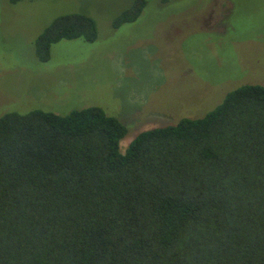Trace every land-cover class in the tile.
I'll use <instances>...</instances> for the list:
<instances>
[{"label":"trees","instance_id":"obj_1","mask_svg":"<svg viewBox=\"0 0 264 264\" xmlns=\"http://www.w3.org/2000/svg\"><path fill=\"white\" fill-rule=\"evenodd\" d=\"M96 37L90 16L64 14L36 56ZM126 133L99 106L0 115V264H264V84L142 130L121 152Z\"/></svg>","mask_w":264,"mask_h":264},{"label":"rangeland","instance_id":"obj_2","mask_svg":"<svg viewBox=\"0 0 264 264\" xmlns=\"http://www.w3.org/2000/svg\"><path fill=\"white\" fill-rule=\"evenodd\" d=\"M0 0V115H64L99 106L140 131L198 118L242 84H264V0ZM81 13L94 41L62 39L43 62L35 39L57 17Z\"/></svg>","mask_w":264,"mask_h":264}]
</instances>
